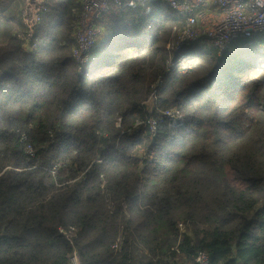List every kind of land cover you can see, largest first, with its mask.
<instances>
[{"label": "trees", "instance_id": "1", "mask_svg": "<svg viewBox=\"0 0 264 264\" xmlns=\"http://www.w3.org/2000/svg\"><path fill=\"white\" fill-rule=\"evenodd\" d=\"M19 5L0 0V264H264V33L180 68L182 17L114 5L78 70L81 0H50L34 47Z\"/></svg>", "mask_w": 264, "mask_h": 264}, {"label": "built area", "instance_id": "2", "mask_svg": "<svg viewBox=\"0 0 264 264\" xmlns=\"http://www.w3.org/2000/svg\"><path fill=\"white\" fill-rule=\"evenodd\" d=\"M19 15L26 27L25 42L34 47L39 41V26L48 10L50 0H18ZM152 1H160L183 18L184 22L176 31L175 39L166 45L175 54L172 65L186 68L193 60L192 47L203 40L211 41L219 52L227 49L237 38H253L264 33V0H81V10L76 17L72 36L75 45L72 55L81 69L95 45L99 27L98 19L112 6L131 7L143 6L150 12ZM253 60L256 67H264V62ZM170 126H178L183 115L177 109L165 111ZM151 135L154 134L156 123L149 120ZM25 137L22 136L21 139ZM26 153L32 155L30 145H25ZM61 230V229H60ZM197 264H209V257L203 250L195 256ZM67 264H81L80 256L73 250Z\"/></svg>", "mask_w": 264, "mask_h": 264}, {"label": "rangeland", "instance_id": "3", "mask_svg": "<svg viewBox=\"0 0 264 264\" xmlns=\"http://www.w3.org/2000/svg\"><path fill=\"white\" fill-rule=\"evenodd\" d=\"M256 50L258 51V53H251L249 54V56H246L247 58L254 60V59H259L258 63L260 61L264 62V54L262 52L263 50V46H256ZM261 63V62H260ZM259 69L264 72V67H259Z\"/></svg>", "mask_w": 264, "mask_h": 264}]
</instances>
